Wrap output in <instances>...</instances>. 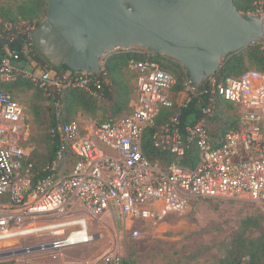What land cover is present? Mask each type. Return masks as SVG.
<instances>
[{
  "label": "built area",
  "instance_id": "2783aa9c",
  "mask_svg": "<svg viewBox=\"0 0 264 264\" xmlns=\"http://www.w3.org/2000/svg\"><path fill=\"white\" fill-rule=\"evenodd\" d=\"M247 14L264 17V0H256ZM24 30L31 40L34 28ZM10 32V24L0 26V37L7 38ZM254 44L264 48V39ZM125 52L141 56L131 57L126 64L135 90L131 113L93 122L88 129L77 119L51 128L59 150L49 174L33 186L23 167L29 155L22 146L24 108L12 93L0 89V243L46 231L56 236L77 228L49 247L90 244L94 237L85 218L24 227L40 216L61 218L83 210L92 217L116 216L131 227L138 221H162L170 214L184 213L196 200L247 202L264 210V73L247 70L224 81L213 75L198 87L186 74L173 100L174 75L147 52ZM15 59V52H6L0 59V84L22 78L43 90L81 89L99 98L106 83L105 62L97 74L67 72L56 77L49 69L28 71ZM195 97L207 99L199 121L181 128L177 113L153 135L154 145L171 160L164 166L148 160L142 151L146 129L154 126L163 108H185ZM218 105H230L237 117L235 122L225 120L213 136L208 125ZM193 151L196 159L191 168L185 162H190ZM65 154L75 161L60 174ZM138 235L133 231V238ZM93 264H123V259L111 253Z\"/></svg>",
  "mask_w": 264,
  "mask_h": 264
},
{
  "label": "water",
  "instance_id": "95a60500",
  "mask_svg": "<svg viewBox=\"0 0 264 264\" xmlns=\"http://www.w3.org/2000/svg\"><path fill=\"white\" fill-rule=\"evenodd\" d=\"M263 39L264 17L241 14L233 0H47L32 34L53 67L97 74L109 56L140 50L180 64L195 87Z\"/></svg>",
  "mask_w": 264,
  "mask_h": 264
},
{
  "label": "rangeland",
  "instance_id": "374dc122",
  "mask_svg": "<svg viewBox=\"0 0 264 264\" xmlns=\"http://www.w3.org/2000/svg\"><path fill=\"white\" fill-rule=\"evenodd\" d=\"M17 3L18 0H0V5L15 6ZM5 48L10 52L9 47ZM23 52L24 54L27 52V46L23 47ZM28 64V71L37 72V67L32 61ZM253 69L255 68L248 63L246 71ZM121 80L123 91H120V87L119 89L115 87L113 101L99 100L98 122L108 118H121L130 113L134 83L126 66ZM20 82L28 80L21 78ZM128 91L129 103H126L124 97ZM9 92L24 108L22 146L28 151L29 156L33 153L38 156L46 154L51 130L47 95H39L36 88H27L25 85L17 86ZM119 105L121 111L117 114L115 108ZM114 106L116 107L113 109ZM236 117V111L227 110L219 122H210L208 128L214 132L222 121L234 120ZM89 118L91 119L90 115L79 113L75 119L85 124ZM71 163L72 161H67L61 172L66 173ZM247 216H261L264 226L263 209L238 201L196 200L184 213L170 214L162 221H138L132 227L129 223H121L116 216L92 217L85 210L76 214L67 213L61 218L40 216L28 220L24 227H42L75 218H85L88 233L94 237V241L63 251L53 250L49 246L59 239L66 238L69 231L77 228L67 229L56 236L52 235L51 231L26 235L0 243V254L4 255L0 257V264H72L75 261H80L78 264H92L103 255L111 253L118 254L124 261H132L135 264H218L225 255V245L236 232L241 220ZM133 231L139 233L138 237L133 238ZM249 235L251 238H257L259 232L253 231ZM42 246L44 248L41 249ZM35 248L39 250L30 251ZM27 249H30L29 252ZM24 251L26 252L23 253ZM60 252L64 255L58 257ZM84 258L89 260L83 261Z\"/></svg>",
  "mask_w": 264,
  "mask_h": 264
},
{
  "label": "trees",
  "instance_id": "16d2710c",
  "mask_svg": "<svg viewBox=\"0 0 264 264\" xmlns=\"http://www.w3.org/2000/svg\"><path fill=\"white\" fill-rule=\"evenodd\" d=\"M256 0H233V4L241 14H247L253 8V3ZM47 11V0H18L15 6L7 4L0 5V26L4 24H10L12 26V32L5 37H12L13 48H10V52H15L17 59L15 64L21 67L25 66L29 61L35 62L36 66L42 69L51 70L56 77H61L63 74L70 72L67 67L61 65L59 67H53L46 58L39 52V50L33 45L32 34L40 26L41 21L45 17ZM18 27V29H15ZM26 27H33L34 30L31 34V40L28 35L24 33ZM18 36V39H15ZM2 37H0V59L5 55L4 46L2 43ZM20 44V51L16 52V46ZM27 46V52L24 54L23 47ZM141 58L138 54L131 52L121 51L109 56L104 64L105 79L103 90L101 91L100 97L95 98L89 95L87 92L81 89H65L64 91H57L55 89L48 88L43 90L33 86L31 83L23 82L27 88H36L40 94H46L47 100L49 101L48 112H49V127L50 129L56 127L59 124H66L73 121L79 113L90 115L94 120H97V113L100 108L98 106L99 100L113 101L114 88L116 87L120 91H123L121 76L123 75L124 68L131 57ZM149 58L160 63L162 69L168 73L174 75L177 80V84L171 99H176V93L182 89V84L185 79L186 73L184 69L169 58L148 54ZM252 65L255 70L264 73V48L258 45H250L247 48L238 52L230 54L223 64L220 66L218 71L215 73V77L218 80H226L230 77H238L247 69V64ZM73 73V72H71ZM107 81L109 83H107ZM22 83V82H21ZM20 81L16 80L11 83L0 85V89L12 91L15 87L19 86ZM124 93L122 92V97ZM130 92L125 93L126 103H129ZM128 98V99H127ZM207 105L206 98H193L185 108L173 107L171 109L163 108L159 115L155 119V124L151 128H147L142 140V151L143 154L151 162H159L160 165H166L170 160L171 156L165 151L157 148L154 145L153 135L154 133L164 125L171 117L179 113V122L181 128L186 125H190L199 121L202 117V108ZM222 105L216 106V112L210 119V122H219L222 119V115L225 111L232 109L230 105L221 107ZM116 106L113 107V109ZM118 114L121 111V106L115 108ZM132 111V107H131ZM130 111V113H131ZM236 119H234L235 122ZM209 122V123H210ZM225 124V120L222 121L217 130L212 132L213 136L222 129L221 127ZM49 144L46 154L37 155L36 153L23 161L24 169H28L29 176L32 180V186L37 181L47 176L50 172V168L56 159L57 152L59 150L58 141L49 135ZM191 158L190 162H185V165L193 167L196 159L195 152H189ZM74 162L75 159L69 154H65L63 161L59 165V172L62 173V169L67 161ZM258 231L259 236L257 238H251L250 232ZM225 255L218 261V264H264V226L261 216H247L243 218L236 230L232 235L228 244L225 245ZM123 264H135L132 261H124Z\"/></svg>",
  "mask_w": 264,
  "mask_h": 264
},
{
  "label": "crops",
  "instance_id": "0c3cea01",
  "mask_svg": "<svg viewBox=\"0 0 264 264\" xmlns=\"http://www.w3.org/2000/svg\"><path fill=\"white\" fill-rule=\"evenodd\" d=\"M8 38H9V37H8ZM8 38H3V39H8ZM3 39H2V40H3ZM10 42L12 43V40H11ZM10 42L5 43V46H4L5 54H6V52H7V51H6L7 48H5V47H6V46L9 47ZM9 49H10V47H9ZM22 49H23V48H22ZM105 62H106V61H105ZM32 63L36 66V63H35V62H32ZM33 64H32V65H33ZM36 67H37L36 70H37L38 73L42 71V70H40V69H42L41 67H38V66H36ZM23 68H25L26 70H28V69H29V64L26 63L25 66H23ZM39 68H40V69H39ZM19 81H21V80H19ZM10 83H11V82H10ZM107 83H109V82L107 81ZM4 84H7V83H4ZM0 85H2V84H0ZM19 86H24V83H23V82H22V83L20 82ZM19 86H18V87H19ZM13 97H14V96H13ZM134 101H135V90H134V98L131 99V103H130L131 106L133 105ZM24 116H25V113H24ZM77 120H78V119H77ZM23 121H24V119H23ZM93 122H97V121L94 120V119H92V118H91V119L89 118V120L86 121L85 124H82V122H81L83 129H88V128L90 127V125H91ZM23 124H24V123H23ZM23 132H24V128H23ZM84 133H85V131H84ZM76 246H77V245H76ZM71 247H75V246H69V247H66V248H71ZM66 248H63V249H66ZM36 249L39 250L38 248H35L34 251H37ZM63 249H62V250H63ZM60 250H61V249H60ZM63 251H65V250H63ZM63 255H64V254H63V253L61 254V252H60V254H59L58 257L63 256ZM92 256H93V255H92ZM0 257L2 258V257H4V255H1V254H0ZM76 258H78V257H76ZM78 259H80V258H78ZM84 260H86V262H87L89 259L84 258L83 261H84ZM90 260H91V259H90ZM81 261H82V260H81ZM77 262H80V261H77ZM77 262L75 261V263H72V264H78ZM67 264H69V263H67ZM79 264H80V263H79ZM92 264H93V263H92Z\"/></svg>",
  "mask_w": 264,
  "mask_h": 264
},
{
  "label": "flooded vegetation",
  "instance_id": "af4514ba",
  "mask_svg": "<svg viewBox=\"0 0 264 264\" xmlns=\"http://www.w3.org/2000/svg\"><path fill=\"white\" fill-rule=\"evenodd\" d=\"M13 46H14V43H11V42H10L9 47H10V48H13Z\"/></svg>",
  "mask_w": 264,
  "mask_h": 264
},
{
  "label": "bare ground",
  "instance_id": "6f19581e",
  "mask_svg": "<svg viewBox=\"0 0 264 264\" xmlns=\"http://www.w3.org/2000/svg\"><path fill=\"white\" fill-rule=\"evenodd\" d=\"M56 228H61V227H56ZM72 239H73V237H72Z\"/></svg>",
  "mask_w": 264,
  "mask_h": 264
}]
</instances>
